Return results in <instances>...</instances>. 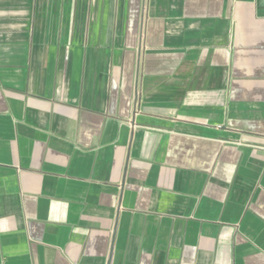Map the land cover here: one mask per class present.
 Masks as SVG:
<instances>
[{
    "label": "crops",
    "instance_id": "1",
    "mask_svg": "<svg viewBox=\"0 0 264 264\" xmlns=\"http://www.w3.org/2000/svg\"><path fill=\"white\" fill-rule=\"evenodd\" d=\"M0 264H264V0H0Z\"/></svg>",
    "mask_w": 264,
    "mask_h": 264
}]
</instances>
